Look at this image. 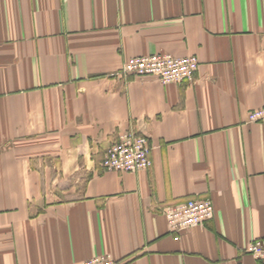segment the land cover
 <instances>
[{"label":"crops","instance_id":"obj_1","mask_svg":"<svg viewBox=\"0 0 264 264\" xmlns=\"http://www.w3.org/2000/svg\"><path fill=\"white\" fill-rule=\"evenodd\" d=\"M195 56L191 82L123 76ZM264 0H0V264H264ZM127 132L149 170L105 171ZM210 200L177 238L164 209Z\"/></svg>","mask_w":264,"mask_h":264},{"label":"built area","instance_id":"obj_2","mask_svg":"<svg viewBox=\"0 0 264 264\" xmlns=\"http://www.w3.org/2000/svg\"><path fill=\"white\" fill-rule=\"evenodd\" d=\"M198 68L195 56L177 58L160 53L129 58L122 66L123 76L151 77L161 84L191 82ZM248 123L264 126V107L247 113ZM152 147L146 136L134 132L122 134L106 150L101 166L105 171L137 172L149 170ZM210 200H188L164 209L168 232L177 238L190 228L203 226L213 217ZM246 252L257 260L264 259V239L251 241ZM78 264H121L110 255L90 258Z\"/></svg>","mask_w":264,"mask_h":264}]
</instances>
